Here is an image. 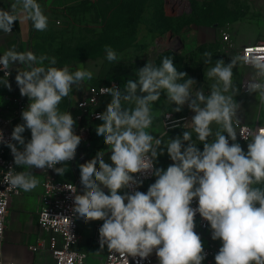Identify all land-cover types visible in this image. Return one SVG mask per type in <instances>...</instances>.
Masks as SVG:
<instances>
[{"label": "clouds", "instance_id": "clouds-1", "mask_svg": "<svg viewBox=\"0 0 264 264\" xmlns=\"http://www.w3.org/2000/svg\"><path fill=\"white\" fill-rule=\"evenodd\" d=\"M21 18L36 31L48 28V17L37 0H14L8 9H0V32L11 34ZM259 51L245 49L251 55L244 62L255 69V77L243 86L248 94H257L264 108V55L256 54ZM105 52L109 62L119 61L110 46H105ZM203 56L210 65L212 53ZM17 64L15 83L29 103L21 113L23 123L14 127L8 140L0 131V144L10 149L15 166L26 169L10 168L5 181L12 189L31 192L40 184L31 169H52L63 176L67 162L75 159L82 137L75 132L72 114L62 112L59 105L74 88L92 80L93 73L82 65L75 71L67 65L56 67L55 57L17 51L13 45L0 55V85L10 91L8 77ZM236 64V59L227 64L220 59L208 68L206 76L213 81L208 95L193 91L196 80L178 71L168 56L159 65L146 62L136 71L137 79L128 80L123 90L100 89L111 101L96 114L102 123L95 131L108 146L111 163L99 151L79 165L83 191L79 194L71 187V210L85 223L103 221L98 230L100 248L119 253L124 264H129L128 257L141 264L153 253L159 264H202L207 253L195 231L197 214L210 226L211 239L221 242L215 264H264V127L239 133L248 141L247 151L237 142ZM162 93L176 106L173 111L180 112L187 104L195 113L191 131L167 143L148 131L157 116L153 105ZM213 124L218 126L215 132ZM171 126L179 127L180 121H172ZM26 130L31 133L27 142ZM165 150L172 163L166 169L156 167ZM149 176L155 182L147 192L137 190L143 185L141 177Z\"/></svg>", "mask_w": 264, "mask_h": 264}, {"label": "rangeland", "instance_id": "rangeland-1", "mask_svg": "<svg viewBox=\"0 0 264 264\" xmlns=\"http://www.w3.org/2000/svg\"><path fill=\"white\" fill-rule=\"evenodd\" d=\"M185 1L188 9L177 12L170 5L171 0H37L48 17V28L40 32L32 27L30 51L37 56L55 57L56 67L67 65L75 71L82 65L93 73L91 83L116 79L121 90L128 80L137 79L136 71L146 62L159 65L164 57H173L177 70L196 80L193 91L203 90L205 95L210 93L213 82L206 76L208 68L220 59L225 64L236 59L233 86L238 92L233 98L240 104L238 118L264 124V108L260 107L257 94L241 92L242 78L253 69L242 63L239 47L264 40V0ZM220 29L231 33L237 44L234 50L220 51ZM106 45L116 52L118 62L106 59ZM205 52L212 53L210 65L204 63ZM110 101L109 96L104 102L105 110ZM175 107L167 102L164 93L153 105L157 116L148 131L165 143L185 130L191 131L195 113L187 104L180 112L173 111ZM184 116L190 117L181 121L179 127L168 124V119ZM217 127L212 125L213 132ZM193 140L196 141L195 133ZM196 142L202 150L203 145ZM237 142L247 151L244 143L238 139ZM171 163L165 150L156 166L166 169Z\"/></svg>", "mask_w": 264, "mask_h": 264}, {"label": "built area", "instance_id": "built-area-1", "mask_svg": "<svg viewBox=\"0 0 264 264\" xmlns=\"http://www.w3.org/2000/svg\"><path fill=\"white\" fill-rule=\"evenodd\" d=\"M170 5L173 6L174 11L176 10L177 12H183L188 9V2L185 0H171ZM219 37L222 44V47L220 48L222 53L236 48V44L228 30L220 29ZM246 48L259 49L260 51L256 54L264 55V40L248 43L240 49L242 63L247 68L253 69L250 65L244 62V58L251 55V53H245ZM2 54L3 53L0 51V55ZM0 77H3V72H0ZM254 77L255 69H253V72L247 73L242 78L241 92L243 94H248L243 86L244 83L253 80ZM13 78L14 75L11 71L8 80L13 81ZM113 86L121 89L120 82L116 79L105 83H91L85 81L79 88V98L76 103V112L73 118L76 120L75 132L82 137V140L81 144L78 146L75 159L67 162V164L71 165L75 163L82 145L91 138V125L98 120L96 119V114L103 112L102 107H100L101 103L108 98L109 95L101 94L100 89ZM28 103V98L22 97L20 92L6 97V102L0 109V131L3 132L6 140L10 138L16 122L20 121L23 123L21 113ZM189 117L190 116H184L177 120L181 122L188 120ZM172 121L174 120L168 119V124L172 125ZM258 127H264V124H250L240 121L237 128V139L247 147L248 141L244 140L240 134L246 135L249 129H255ZM59 166L60 165H57V167ZM10 168L11 170L19 172L18 167L14 164V158L10 149L5 144H0V227L3 228V236L0 238V264H37L31 260L17 261L8 259L4 254L3 242L8 223L7 216L10 202L14 196L22 194V190L12 189L5 181V176ZM141 178L143 180H149L153 179L154 176ZM72 186L77 189V193L81 194L79 188L80 182L78 179L66 181L61 179L59 174H56L52 169H45L43 171L41 206L38 214V223L48 234L47 237H41L36 243L31 244L29 249L34 253L48 250L53 257L55 264H90L88 261V251L79 246L80 234L78 218L71 210L73 207V193L70 191ZM137 190L140 191L141 187ZM192 206H197L195 200L193 201ZM195 220V231L201 236L204 250L207 253L206 259L202 264H215L214 256L218 252L221 242L219 240L213 241L211 239L210 226L207 221L199 216V214H197ZM102 223L103 221H97L94 225L92 241L95 244H99L98 230ZM155 258L157 257L155 253H153L146 260L141 261V264H150ZM128 260L129 264H136V260L132 257H128ZM103 264H124V258L121 257L119 253H110L108 250Z\"/></svg>", "mask_w": 264, "mask_h": 264}, {"label": "crops", "instance_id": "crops-1", "mask_svg": "<svg viewBox=\"0 0 264 264\" xmlns=\"http://www.w3.org/2000/svg\"><path fill=\"white\" fill-rule=\"evenodd\" d=\"M13 2L14 0H0V9H8L10 7V4ZM31 39V22L21 18L20 20L14 23L13 31L11 34H5L3 32H0V51L3 53L5 50L11 48L13 45L16 46L17 51H29ZM242 46L244 45L239 46L240 49ZM17 67H19L18 64L14 65L12 69L14 80L9 81L11 83V91L3 85H0V109L6 102V97L8 95H14L19 93V88L15 83ZM78 98L79 89L74 88L72 93H70L68 97L62 100L61 104L59 105L60 110L62 112L69 111L74 117ZM102 111H105V103L102 104ZM20 123L22 122H16L15 126ZM101 123L102 121L100 120H97L92 123L91 138L82 145L79 155L75 160V163L71 165L67 164V170L65 171L64 175H59L61 179L66 181L78 179L80 182L79 165L86 163L87 161L94 158L97 152L99 151H104L105 161L107 163H111L109 158L111 153L108 150V146L105 145L103 137L97 136L95 131L96 126ZM23 135L25 137L26 142L30 140L31 133L29 130H26ZM18 147L20 146L18 145ZM61 166L63 165H60L59 167ZM18 170L25 171L26 169L23 167H18ZM31 171L40 181V184L35 190L31 192L22 191L21 195L14 196L11 199L10 208L7 216L8 223L4 234V254L6 258L17 261L31 260L37 264H55L53 257L48 250H43L41 252L34 253L29 249V246L31 244L36 243V241L41 237H47L48 234L47 231L41 228L38 223V214L41 206L42 180L44 170L33 168L31 169ZM154 182L155 177L153 179L143 180V185L141 186L140 191L147 192L149 185ZM79 188L80 193L82 194L83 188L81 183ZM104 190L107 193V189ZM96 222L97 221H89L85 223L83 219L78 218L80 234L79 246L82 249L88 251V261L90 264H103L108 249L106 246L104 247V249H101L99 244H95L92 241L94 225ZM150 264H159L158 259L155 258Z\"/></svg>", "mask_w": 264, "mask_h": 264}, {"label": "water", "instance_id": "water-1", "mask_svg": "<svg viewBox=\"0 0 264 264\" xmlns=\"http://www.w3.org/2000/svg\"><path fill=\"white\" fill-rule=\"evenodd\" d=\"M181 48V46L180 47H177L175 50H179Z\"/></svg>", "mask_w": 264, "mask_h": 264}, {"label": "bare ground", "instance_id": "bare-ground-1", "mask_svg": "<svg viewBox=\"0 0 264 264\" xmlns=\"http://www.w3.org/2000/svg\"><path fill=\"white\" fill-rule=\"evenodd\" d=\"M179 121V120H178Z\"/></svg>", "mask_w": 264, "mask_h": 264}]
</instances>
